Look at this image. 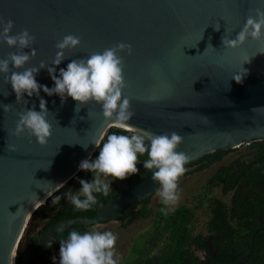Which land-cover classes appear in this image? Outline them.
I'll use <instances>...</instances> for the list:
<instances>
[{
  "label": "water",
  "instance_id": "water-1",
  "mask_svg": "<svg viewBox=\"0 0 264 264\" xmlns=\"http://www.w3.org/2000/svg\"><path fill=\"white\" fill-rule=\"evenodd\" d=\"M257 8L264 11V0H0V18L14 22L13 35L24 29L35 35L37 55L25 67L43 61L56 68L57 77L72 59H86L119 42L131 44L132 55L121 54L127 83L123 96L135 113L130 125L156 135L180 133L184 141L178 151L191 162L214 150L264 140V109L252 111L264 108V44L249 39L236 50L222 44L224 36L235 38L249 11ZM68 34L80 37L81 45L54 66L56 44ZM11 51L16 50L0 44V59ZM243 68L247 75L237 84L232 76ZM36 80L54 87L47 68ZM41 98L52 125L45 146L27 132L13 134L17 113L33 105L39 111ZM23 100L27 104L18 103L11 84L0 77V105H12L8 113L0 107V264H14L29 216L80 170L96 148L94 141L110 127L94 103L76 112L71 98L62 104L59 96L49 97L42 89L39 97L25 94ZM158 187L146 170L131 180L127 192L98 206L94 216L55 221L39 233L37 251L23 254L21 264L44 254L70 225L115 219ZM206 247L210 251L209 242Z\"/></svg>",
  "mask_w": 264,
  "mask_h": 264
},
{
  "label": "clouds",
  "instance_id": "clouds-1",
  "mask_svg": "<svg viewBox=\"0 0 264 264\" xmlns=\"http://www.w3.org/2000/svg\"><path fill=\"white\" fill-rule=\"evenodd\" d=\"M14 27L11 19L5 22L0 18V44L16 50L9 52L7 58L0 59V77L4 84H11L18 103L22 101L23 104H27V101L23 100L25 94L28 97L33 95L39 97L41 89L49 97L59 96L62 104L66 98H71L77 103L76 112L80 111L81 107L94 103L101 107L105 122L127 133L107 135L102 145L94 141L96 148H99L98 157L95 160L91 158L83 160L79 165L81 171L93 174V180L92 182L80 180V190L66 194L69 202L77 210H89L97 204V196L94 194L106 197L112 191L110 185L113 181H124L136 175L139 171L137 165L141 163L140 157L147 153L148 159L143 161V167L152 171V180L159 183L155 192L164 205L161 212L167 214V211L180 200L179 181L187 172L185 165L190 162V157L185 152L178 151L184 141L180 133L173 131L156 135L130 125L129 122L135 113L132 111L131 100L123 96L127 83L126 64L121 54L131 56L132 45L119 42L102 52L92 53L86 59H72L66 69L59 70L57 77L56 68L48 67L43 61L38 67H25L37 55L33 47L36 37L27 29L13 35ZM215 29L219 30L216 27ZM249 39L264 44V11L259 8L249 11L243 28L234 39L222 37L223 49L236 50ZM80 45V37L73 34L65 35L56 44L57 52L52 65L59 66L67 59L65 52L74 51ZM25 49H31L30 53L25 52ZM45 68L54 82L52 88L41 85L36 80L39 71ZM246 75L247 72L243 68L234 74L232 79L241 84ZM152 99L157 97L153 96ZM0 107L5 113L12 110V105ZM39 109L36 111L33 105L31 109L24 108L18 112L13 134L20 137L27 132L39 145L45 146L51 138L52 125L48 121L47 101L42 98L39 100ZM259 109L264 108H254L252 111ZM8 151L12 150L8 148ZM59 199V196L56 197L57 201ZM116 240L117 236L111 231L94 230L81 234L73 230L67 240L60 242L59 264H118ZM53 259L55 264V258Z\"/></svg>",
  "mask_w": 264,
  "mask_h": 264
},
{
  "label": "trees",
  "instance_id": "trees-1",
  "mask_svg": "<svg viewBox=\"0 0 264 264\" xmlns=\"http://www.w3.org/2000/svg\"><path fill=\"white\" fill-rule=\"evenodd\" d=\"M112 133L127 134L119 129L108 127L99 143L106 141L107 135ZM250 150L246 152V159L236 157L215 169L206 181V187L219 184L222 193L230 192V202L223 204L216 197L211 198L209 210L211 219L209 225L215 223L222 226L221 231L216 234L227 235L225 229V211L235 215L237 211L264 210V140L254 141L248 144ZM227 150H214L202 155L200 158L189 162L185 167L195 165L194 171H199L209 167L219 161ZM99 155V148H95L90 157L95 160ZM262 156V157H261ZM88 158V159H89ZM147 160L140 157V169L136 175L128 177L126 187L119 188L110 186L108 196L94 194L97 196V204L89 210H77L67 199V193L79 191L80 180L90 182L93 174L91 172L79 170L72 178L65 182L60 188L49 195L43 204L37 206L29 216L21 237L17 243L14 264H21L23 254L27 252L35 253L38 249L37 237L39 233L50 224L61 218L71 217H92L96 208L103 205L106 200L118 197L128 191L131 180L136 176H141L146 170L143 161ZM262 162L258 163L257 162ZM60 197L59 201L56 197ZM150 197L142 201L129 205L117 213L115 219L125 220L130 223L136 219H144L151 216L150 227L144 233L139 234L136 240L130 245L128 258L125 264H190L197 251H205V244L201 234H192L190 224L194 219V212L185 204H178L170 208L167 214L161 212L164 207L161 200L156 202L154 207L148 205ZM49 206V207H48ZM225 214V215H224ZM246 217V216H245ZM109 221V220H106ZM104 221V222H106ZM87 227L84 225H70L65 231L59 233L52 248L60 247L62 240H67L71 231L75 230L83 234ZM230 237H233L231 234ZM163 239L158 253H153V248ZM232 241L234 238L231 239ZM44 253V254H45ZM44 254L39 255L26 264L39 259Z\"/></svg>",
  "mask_w": 264,
  "mask_h": 264
},
{
  "label": "flooded vegetation",
  "instance_id": "flooded-vegetation-1",
  "mask_svg": "<svg viewBox=\"0 0 264 264\" xmlns=\"http://www.w3.org/2000/svg\"><path fill=\"white\" fill-rule=\"evenodd\" d=\"M214 188L218 190L217 195L209 193ZM209 192L207 195L210 197L203 207L205 212L201 217L200 225L205 251H197L195 253L197 256L193 257L190 264H264V210L255 211L250 208L247 211H237L235 215L230 214V210L225 211L227 224L224 227L229 233L226 236L216 234L221 231L222 226L215 223L209 225L210 200L216 197L225 205L230 202L231 194L230 192L222 193L219 184L209 187ZM190 208L194 212L195 219L197 209L195 206ZM192 224L196 226V223L192 221L190 228ZM231 234L233 237H230ZM232 238H234L233 241ZM206 242L210 244V251L206 247Z\"/></svg>",
  "mask_w": 264,
  "mask_h": 264
},
{
  "label": "rangeland",
  "instance_id": "rangeland-1",
  "mask_svg": "<svg viewBox=\"0 0 264 264\" xmlns=\"http://www.w3.org/2000/svg\"><path fill=\"white\" fill-rule=\"evenodd\" d=\"M226 153L223 154L221 159L207 168H204L199 171H194L195 165L186 167L187 172L179 181V193L180 200L178 204H185L189 207H194L197 209L195 212V219L193 222L196 223V226L191 225L192 234H203L200 230V225L202 224L201 217L204 215L205 203L210 196L207 195L209 188L206 187V181L212 172L217 169L220 165L225 164L226 162L236 158L241 157L246 159V152L250 150L248 144H241L235 148L226 149ZM140 169L139 164L137 165ZM93 177L90 182H92ZM110 186H116L119 188L126 187V182L124 181H113ZM211 195H217L218 190H210ZM160 197L156 192L150 196L148 205L154 207L156 202H158ZM176 204L175 206H177ZM174 206V207H175ZM49 207V206H48ZM151 216L144 219H136L130 223H126L125 220L112 219L106 222L96 223L87 227L85 232L89 231H111L117 236L115 251L117 253L118 264H125L128 258L129 248L133 240L139 236V234L144 233L150 227ZM99 226V227H97ZM84 232V233H85ZM163 243V239L153 248V253H158L160 246ZM59 249L52 248L50 251L45 253L42 257L37 260L32 261L30 264H59Z\"/></svg>",
  "mask_w": 264,
  "mask_h": 264
}]
</instances>
